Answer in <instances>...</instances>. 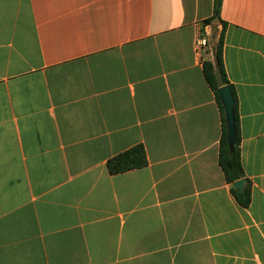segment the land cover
Returning a JSON list of instances; mask_svg holds the SVG:
<instances>
[{
  "label": "crops",
  "instance_id": "crops-1",
  "mask_svg": "<svg viewBox=\"0 0 264 264\" xmlns=\"http://www.w3.org/2000/svg\"><path fill=\"white\" fill-rule=\"evenodd\" d=\"M215 2L0 0V264H264V0L220 9L248 207L203 72Z\"/></svg>",
  "mask_w": 264,
  "mask_h": 264
},
{
  "label": "trees",
  "instance_id": "trees-1",
  "mask_svg": "<svg viewBox=\"0 0 264 264\" xmlns=\"http://www.w3.org/2000/svg\"><path fill=\"white\" fill-rule=\"evenodd\" d=\"M221 5L222 0H216L213 17L207 19L204 22L205 24H209L214 20H219L223 26V30L216 50L215 64H212L211 62H205L203 64V72L209 86L215 92L216 100L221 112L222 136L219 144V164L224 172L226 182L232 185L231 191L237 199L238 203L243 207H248L251 203V185L249 180L245 177V173L241 163V134L238 117L237 98L234 87L230 84L229 80L227 79L222 59L226 23L223 22L220 17ZM224 86H229L231 88L235 101L234 113L236 141L233 149H231L227 143V123L224 115V108L218 94L219 88ZM147 164L148 160L145 149L143 148V146H136L109 160L107 166L111 174H119L145 167ZM244 179L247 181L245 189L242 192H238L233 187V184Z\"/></svg>",
  "mask_w": 264,
  "mask_h": 264
},
{
  "label": "water",
  "instance_id": "water-1",
  "mask_svg": "<svg viewBox=\"0 0 264 264\" xmlns=\"http://www.w3.org/2000/svg\"><path fill=\"white\" fill-rule=\"evenodd\" d=\"M218 94L221 100V103L224 108V115L227 123V143L231 149L235 146L236 141V127H235V113H234V107H235V101L234 97L231 91V88L229 86H224L219 88ZM247 181L240 180L233 184V187L238 191L242 192L244 190V187L246 185Z\"/></svg>",
  "mask_w": 264,
  "mask_h": 264
},
{
  "label": "built area",
  "instance_id": "built-area-1",
  "mask_svg": "<svg viewBox=\"0 0 264 264\" xmlns=\"http://www.w3.org/2000/svg\"><path fill=\"white\" fill-rule=\"evenodd\" d=\"M195 46H196L197 54L202 55L204 53V49L207 46V39H206V37H204L203 35H199L197 37Z\"/></svg>",
  "mask_w": 264,
  "mask_h": 264
}]
</instances>
